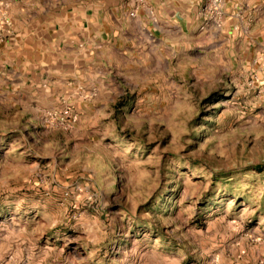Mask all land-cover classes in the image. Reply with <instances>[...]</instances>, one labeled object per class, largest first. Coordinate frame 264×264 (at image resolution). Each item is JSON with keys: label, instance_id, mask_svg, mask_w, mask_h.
<instances>
[{"label": "rangeland", "instance_id": "1", "mask_svg": "<svg viewBox=\"0 0 264 264\" xmlns=\"http://www.w3.org/2000/svg\"><path fill=\"white\" fill-rule=\"evenodd\" d=\"M0 264H264V0H0Z\"/></svg>", "mask_w": 264, "mask_h": 264}]
</instances>
